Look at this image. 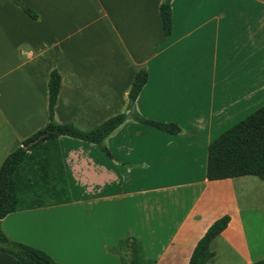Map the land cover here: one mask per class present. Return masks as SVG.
Returning <instances> with one entry per match:
<instances>
[{
    "label": "crops",
    "instance_id": "crops-1",
    "mask_svg": "<svg viewBox=\"0 0 264 264\" xmlns=\"http://www.w3.org/2000/svg\"><path fill=\"white\" fill-rule=\"evenodd\" d=\"M21 1L36 19L0 0V166L47 125L53 70L55 123L91 130L127 117L103 140L108 155L60 136L71 203L11 213L1 230L62 264H121L110 249L128 235L155 264H189L228 215L205 264L264 260V180L206 178L210 141L264 105V0H171L170 36L164 0ZM0 264L18 263L0 253Z\"/></svg>",
    "mask_w": 264,
    "mask_h": 264
},
{
    "label": "trees",
    "instance_id": "trees-1",
    "mask_svg": "<svg viewBox=\"0 0 264 264\" xmlns=\"http://www.w3.org/2000/svg\"><path fill=\"white\" fill-rule=\"evenodd\" d=\"M11 1L30 18H37L35 12L21 0ZM160 17L163 34L170 36L171 0H164L160 5ZM146 83L147 73L141 70L135 75L129 90L127 111L131 112ZM59 88L60 76L53 70L48 81L47 125L24 140L0 166V224L11 213L71 203L58 138L66 136L95 144L108 155L103 140L127 117L126 113L119 114L91 130H82L73 124H57L54 121V107ZM134 119L165 133L177 134L180 131L174 124ZM242 176L264 180V105L211 140L207 147L208 181ZM228 223L229 216L224 215L207 229L194 248L189 264H205L212 257L210 244ZM110 252L119 256L121 264H155L146 259L141 243L129 235L120 239ZM0 253L11 256L18 264H62L40 249L11 240L1 226ZM253 264H264V260Z\"/></svg>",
    "mask_w": 264,
    "mask_h": 264
}]
</instances>
